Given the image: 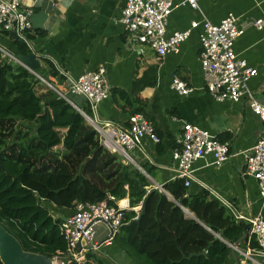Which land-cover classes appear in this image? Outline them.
I'll use <instances>...</instances> for the list:
<instances>
[{"label": "crops", "instance_id": "1", "mask_svg": "<svg viewBox=\"0 0 264 264\" xmlns=\"http://www.w3.org/2000/svg\"><path fill=\"white\" fill-rule=\"evenodd\" d=\"M17 1L32 14L43 12L48 16L41 30L44 34L36 36L32 46L33 54L40 62L37 72L44 78H51L55 87L66 91L67 82L61 73L78 78L101 66L105 68L110 95L96 111L90 110L83 97H70V104L82 116L86 115L83 110L89 108L90 115L86 116L92 124L85 120L94 130V125L104 123L121 128L128 126L130 116L139 114L137 109H140L159 133L160 143L145 141L141 148L129 151L130 159L124 157L155 188L177 179L173 153L180 148L183 124L198 127L223 140L222 143H228L232 155L249 150L264 139V123L252 113L244 99L237 103L218 102L207 93L198 61L201 28L192 31L178 54L160 59L148 46L129 43L119 23L127 0ZM179 1L174 0L175 3ZM230 13L244 28V33L235 41L234 53L250 68L257 70V76L249 81L248 87L264 104V30L258 31L251 26L253 20L264 18V0H199V10L179 7L168 18L167 35L189 29L194 21L202 24L206 20L218 24ZM0 45L18 55L12 39L1 30ZM45 62L52 65L59 76L50 77ZM174 78L186 83L192 92L182 96L172 90ZM113 90L118 92L114 94ZM44 91L43 87L38 89V92ZM123 93L125 99L121 97ZM145 168H149L151 173L147 174ZM193 170L194 180L187 188L190 195L206 192L212 200L214 193L231 203L235 213L244 219L259 216L264 220V199L259 195L256 181L244 174L241 156H234L220 166L213 165V158L206 156L193 164ZM116 206L129 211L128 199L116 202ZM45 207L54 220L61 222L72 212L58 210L48 203ZM138 210L140 212L141 208L134 209ZM183 211L185 218L194 219L188 210ZM244 219L237 221L234 218L245 223ZM246 233L247 237L239 244L240 247H244L250 237L248 229ZM111 247H115L114 241L110 246L101 248L99 259L104 264H118L117 257H121L126 264H133L116 247L117 256L113 257L109 253ZM225 264H237L236 257L231 254Z\"/></svg>", "mask_w": 264, "mask_h": 264}, {"label": "trees", "instance_id": "2", "mask_svg": "<svg viewBox=\"0 0 264 264\" xmlns=\"http://www.w3.org/2000/svg\"><path fill=\"white\" fill-rule=\"evenodd\" d=\"M5 34L18 54L31 53L26 44ZM43 34L33 31L26 37L33 42ZM45 64L50 77L59 76ZM41 87L44 92H38ZM83 112L90 115L88 107ZM0 163V225L24 251L49 258L65 253L67 242L59 231L61 221L51 217L46 203L72 211L76 203L117 207L116 202L128 199L129 211H124L114 245L133 264H225L232 252L228 244L248 229L206 192L190 195L180 179L160 192L132 164L105 150L97 132L70 103L27 69L1 57ZM144 171L151 173L149 168ZM144 202L145 214L137 221L134 209ZM184 209L194 219L185 218ZM91 262L104 264L95 256L86 264Z\"/></svg>", "mask_w": 264, "mask_h": 264}, {"label": "built area", "instance_id": "3", "mask_svg": "<svg viewBox=\"0 0 264 264\" xmlns=\"http://www.w3.org/2000/svg\"><path fill=\"white\" fill-rule=\"evenodd\" d=\"M179 7L199 10V0H180L178 3L174 0H127L119 23L130 44L146 45L160 59L170 54H178L182 43L189 39L192 31L201 28L198 61L207 93L218 102L237 103L244 99L252 113L264 123V104L248 87L249 81L257 76V70L250 68L234 53L235 41L244 33L238 19L230 13L218 24L206 20L202 24L194 21L189 29L167 35L168 18ZM31 15L32 12L23 9L17 0H0V30L4 33H15L34 53L32 42L26 37L27 33L30 35L33 32ZM251 26L263 31L264 18L253 20ZM0 57L27 69L68 103H71V96H81L90 110L96 111L97 107L109 98L110 92L103 66L94 72H85L78 78L61 73L67 82L66 91H62L49 84L37 72L24 66L15 54L2 45ZM171 87L182 96L192 92V89L178 78L173 79ZM83 116L92 124L89 117ZM94 128L100 145L105 150L127 159H130L129 151L141 148L145 141L160 143L155 128L142 114L130 116L128 126L122 128L110 123L96 124ZM179 143L180 148L174 151L173 159L177 163L176 178L182 180L186 188L194 180L193 164L196 161L211 156L213 165L220 166L234 156H241L244 174L256 181L259 195L264 199V139L259 140L251 149L232 155L228 143L220 142L198 127L183 124ZM156 189L165 193L160 186ZM212 195L237 221H243L244 218L235 213L231 203L214 193ZM124 211L122 207H110L105 202L97 205L76 203L71 214L59 226L60 234L67 242V250L51 258L53 264H86L89 257L99 258L101 248L110 246L123 226ZM138 212L139 210L137 215ZM244 220L248 224L251 238H248L244 247L234 244L228 246L236 257L237 264H264V220L259 216Z\"/></svg>", "mask_w": 264, "mask_h": 264}, {"label": "water", "instance_id": "4", "mask_svg": "<svg viewBox=\"0 0 264 264\" xmlns=\"http://www.w3.org/2000/svg\"><path fill=\"white\" fill-rule=\"evenodd\" d=\"M48 16L43 12H38L31 15V24L33 31H41L44 28V24ZM16 40L20 41L21 44H25L24 40L20 39L15 33H11ZM21 63L29 68L31 71L36 72L40 68V62L33 53L29 55H17ZM1 166V163H0ZM146 202V201H145ZM145 202L141 208L137 221L145 214ZM221 234L218 235V238ZM247 237L245 233L240 239H238L234 245L237 246ZM234 255L233 253H231ZM197 256H205V253L200 255L191 254L187 259H191ZM0 261L2 264H53L51 258L39 255L31 252L24 251L18 240L11 235L4 227L0 225Z\"/></svg>", "mask_w": 264, "mask_h": 264}, {"label": "rangeland", "instance_id": "5", "mask_svg": "<svg viewBox=\"0 0 264 264\" xmlns=\"http://www.w3.org/2000/svg\"><path fill=\"white\" fill-rule=\"evenodd\" d=\"M59 150H61V148H57V149H54V151H59ZM119 155V154H118ZM119 156H121V155H119ZM122 157V156H121ZM123 158V160H125V162H127L126 161V159L124 158V157H122ZM109 253L113 256V257H116L117 255L115 254L116 252H115V247H111L110 249H109ZM118 258V264H126V262L124 263L123 262V260H122V258L121 257H117Z\"/></svg>", "mask_w": 264, "mask_h": 264}, {"label": "clouds", "instance_id": "6", "mask_svg": "<svg viewBox=\"0 0 264 264\" xmlns=\"http://www.w3.org/2000/svg\"><path fill=\"white\" fill-rule=\"evenodd\" d=\"M32 53V52H31ZM37 72V71H36Z\"/></svg>", "mask_w": 264, "mask_h": 264}]
</instances>
